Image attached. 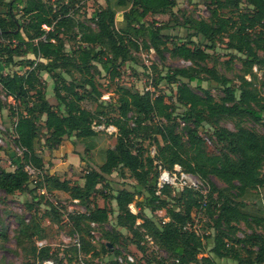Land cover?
<instances>
[{
    "label": "trees",
    "instance_id": "trees-1",
    "mask_svg": "<svg viewBox=\"0 0 264 264\" xmlns=\"http://www.w3.org/2000/svg\"><path fill=\"white\" fill-rule=\"evenodd\" d=\"M75 1L85 0H56L62 3L58 8L50 0H0V110L4 107L3 96L16 102L9 107L11 132L14 144L25 149L17 155L11 147L0 145V151L8 154L14 167L7 170L0 164V190L12 195L32 183L47 193L67 192L85 207L82 213L70 214L66 222L71 225V233H78L80 248L70 242L54 256L50 245L39 250L35 246L37 259L52 258L55 264H136L125 257L118 260L120 232L104 233L99 245L90 233V222L99 228L110 215L105 205L90 203V197L106 175L117 171L122 176L128 174L135 183L131 189L122 188L113 195L115 225L127 230L131 238L139 236L141 241L132 240L140 252L149 243L144 238L147 234L174 264H219L216 259H231L237 264L264 263V233L252 230L242 237L236 234L240 222L248 227L264 225V217L243 211L242 202L237 200L247 189L264 188V133H257L242 121L245 117L264 120V81L253 71L264 64L257 54L264 51V0H203L209 16L185 17V41L163 33L169 24L159 25L147 19L173 13L176 0H114L115 6L94 10L91 18L95 27L74 17L76 13L70 7ZM117 9L122 11L119 23L115 20ZM219 37L227 38L228 49L242 54L239 60L243 71L238 75L236 89L229 85L228 77L205 64L211 57L207 50L215 48ZM65 38L77 42L73 53L66 52ZM141 47L153 49L160 58L168 53L184 59L191 66L175 67L165 73L154 70L149 77L152 90L141 92L118 86L116 115L104 119L117 129L115 144L104 150L101 164L84 171L82 183H73L58 174H44L43 148L53 150L66 137L98 133L92 127V118L83 116L81 103L91 100L97 101V107L107 104L99 100L101 92L95 74L101 73L93 62H98L113 80L119 75L116 67L133 60V52ZM11 66L24 71H4ZM41 71L53 79L55 104L47 99ZM203 74L205 77H201ZM193 79L215 82L222 88V95L215 98L208 89H203V94L196 93L189 84ZM161 80L175 83V103H167L162 93L154 95ZM108 104L107 111H112ZM176 104L183 108L180 115H174ZM99 114L100 117L105 112ZM222 117L235 119V128L216 126L213 137L221 146L218 152H209L200 134L202 122L209 120L217 125ZM41 131L45 134L42 148L36 146ZM145 141L154 145L153 153H146ZM175 164L209 183L211 190H174L169 185L158 189V165L172 169ZM26 166L40 171L36 182ZM211 176L225 187H215ZM140 194L143 197L139 200ZM134 202L139 208L136 212L129 209ZM49 204L53 218L62 223L57 208ZM144 209L151 215L145 216ZM158 210H164L161 218L152 214ZM201 211L212 221L209 227L213 231L205 236L197 232L198 221L193 217L194 212L197 215ZM138 219L142 222L137 223ZM204 238L211 239L212 244L209 255L199 257L205 249ZM166 261L160 257L157 262Z\"/></svg>",
    "mask_w": 264,
    "mask_h": 264
},
{
    "label": "rangeland",
    "instance_id": "rangeland-1",
    "mask_svg": "<svg viewBox=\"0 0 264 264\" xmlns=\"http://www.w3.org/2000/svg\"><path fill=\"white\" fill-rule=\"evenodd\" d=\"M55 4L56 0H50V4ZM114 0L108 3L104 0H85V1H75L73 6L70 7L71 12L76 13L74 17L79 19V21H84L87 24L94 26L92 21V14L94 10L98 7L115 6ZM62 3H56V8ZM242 8H245L244 4H241ZM118 10V9H117ZM173 13L164 15L148 16L149 21L154 23L169 24V27L163 30V33L170 35H177L178 41H185L187 39V31L182 27V23L187 16L193 17H204L209 16V12L203 3V0H176V6L173 8ZM122 11H116L115 20L119 23ZM194 40L197 38L194 37ZM226 37H219L216 41L214 49H208L211 53V57L205 62L208 67L214 66L218 73L225 75L230 79L229 85L235 89L238 87L239 80L238 75L243 71L241 61L239 57L242 56L241 53H237L232 49L226 47ZM77 42L71 38H65V50L67 53H73V49L76 47ZM259 57L264 60V51H257ZM133 60L126 61L119 64L116 69L119 73L113 80L109 78V74L102 70L101 65L98 62H93L96 71L101 74H95L96 83L100 89L101 95L99 100L106 101L107 104H102L97 107L96 102H86L83 100L81 103L85 108L89 110V115L94 122L95 130L98 132V136L94 138L95 150L91 154V151L84 148V144H79L76 140V147L79 150L80 156L84 159L81 165L76 169V172L64 171L60 174V177L69 179L73 183H82L83 180L80 177L84 171L90 167L96 168L101 164L103 159L102 149L108 147H113L116 141L117 129L111 128L108 122L104 119L106 117H115L117 106V96H118V86L125 85L128 87L136 88L139 91H145L146 87H150L152 90V84L149 81L150 74L153 71H160L165 73L168 69L175 67H189L191 63L184 59L170 57L168 53H164V58L158 57V55L153 51V49L145 50L141 47V50L133 52ZM32 57V55H31ZM17 70L19 72L24 71L20 67H10L4 71ZM73 74L79 77V73L72 67H70ZM259 80L264 81V64L260 68L256 67L253 70ZM41 78L45 85V92L47 99L50 103L55 104L56 99L53 95V79L44 71L40 72ZM66 80H70L68 74H65ZM205 77V75H201ZM192 89L199 94H203V89H208L211 94L218 98L222 95L221 87L216 85L215 82H211L208 79H203L202 81H197L193 79L189 82ZM175 83H169L166 80H161L160 83L154 88V95L162 93L165 95V100L167 103H175ZM238 92L236 91V96ZM4 107L0 110V137L2 139V145L6 148L14 146L11 124L13 122L10 105H15L16 102H12L9 97L3 96ZM12 102V103H11ZM112 105V111H107L109 104ZM106 109V110H105ZM104 111L99 117V111ZM183 108L176 104L174 109V115H180ZM264 118V112L262 113ZM243 125L255 130L257 133H264V120L256 121L251 118H242ZM183 123L180 121V125ZM203 129L200 134L205 140L207 150L209 152H218L221 144L216 142L213 137V132L216 126L224 127L233 130L235 128V119L222 117L218 120L217 125L213 124L209 120H204L202 122ZM39 140L36 142V146L42 148L43 138L45 136L44 132L39 133ZM64 138L63 140L67 139ZM14 144V145H13ZM144 146L146 147V153H153L155 147L151 142L145 141ZM45 156L49 155L50 150L42 149ZM13 152V151H12ZM0 164L7 170L13 167L8 154L4 151H0ZM56 163H59L56 160ZM56 165L51 159L47 161L44 159V174L48 173V170ZM262 172L264 173V166L262 167ZM33 177V175H32ZM34 178V177H33ZM200 188L203 191L209 189L211 190V185L207 182H203L201 179ZM210 181L215 187L222 188L225 187V183L220 181L217 177L211 176ZM135 181L128 175H120L117 171H113L110 175H106L104 181H102L97 187L96 192L90 197V203H95L98 206L105 205L109 210L110 215L108 221L100 225L98 228V240L97 245L104 241V233H110L115 235V233L120 232L118 239V248L120 250V257L123 258L126 255H130L134 261L138 264H158V259L160 257L166 258V264H174L171 261L169 254L162 248H160L157 243H145V248L143 252H140L133 243L134 238H131V234L125 229H118L115 225V217L117 214L116 203L113 195L117 193L122 188L131 189ZM174 188V187H173ZM174 190H177L174 188ZM215 195V192H213ZM143 194L137 197L139 200L142 199ZM51 200H57L59 202H64L66 205L73 204L71 198L67 192L64 191H52L51 193H43L41 188H34V184L29 183V185L23 191L16 192L12 195L6 194L3 190H0V264H35L36 253L34 252L35 239H44L47 245H50L51 252L54 256L60 254L63 248L68 245L71 241L73 233H71V225L62 222L61 220H55L53 217L54 213L50 211ZM242 202L241 209L250 215L264 217V188L259 187L256 189H247L244 194L237 199ZM131 209L136 212L138 211V206L131 203ZM76 208L85 211V207L81 204H75ZM142 213L145 216H150L151 213L148 209H144ZM156 217L161 218L164 214V210H158L153 212ZM193 217L198 221L197 232L203 236L212 233V229L209 225L212 221L209 220L207 214L204 211L197 214L194 212ZM142 220L138 219L137 223H141ZM28 225V226H26ZM239 230L236 233L237 236L242 237L243 234L250 233L252 230L259 233H264L263 226L252 227L246 226L243 222H240ZM140 240L139 236L135 237V240ZM141 241V240H140ZM205 243L204 252L200 253L198 256L209 255V247L212 244L211 239H203ZM144 243V240L142 241ZM106 258V257H104ZM56 262L57 259L55 258ZM105 260V259H100ZM98 261V260H94ZM219 264H237L236 261L231 259H216ZM264 264V263H262Z\"/></svg>",
    "mask_w": 264,
    "mask_h": 264
},
{
    "label": "built area",
    "instance_id": "built-area-1",
    "mask_svg": "<svg viewBox=\"0 0 264 264\" xmlns=\"http://www.w3.org/2000/svg\"><path fill=\"white\" fill-rule=\"evenodd\" d=\"M151 83V80H149ZM150 87H146V90H149ZM264 93V92H263ZM9 98H11L9 96ZM12 99V98H11ZM13 104L14 100L12 99ZM111 128H113L112 125H110ZM115 129V128H114ZM0 145H2V139L0 137ZM14 145V144H13ZM13 151L17 155H22L25 152V149L23 147H20L18 145L12 146ZM26 169L28 173L31 175V178L33 179V182H36L37 177L36 175L39 174V170L26 166ZM33 175V177H32ZM165 185H169L171 187H174L176 189H182L184 187H189V188H195L199 189L200 188V181L197 176L190 172L184 171L179 165L175 164L172 169H167L162 167L161 165H158V177H157V187L162 188ZM43 193H45L44 189H41ZM159 190H157V193ZM204 192V191H203ZM73 204L66 205L64 202H59L57 200H51L52 204L57 208L59 211L62 221L67 222L68 221V216L70 214H76V213H82L84 212L81 209L76 208L74 205L80 203L78 199H71ZM131 203L129 204V209L134 212L131 209ZM90 233L92 235L93 241L98 240V224L95 222H90ZM144 238L146 239L147 242L150 244H153V241L150 236L147 234L144 235ZM73 245L76 247L80 248V238L78 233H74L71 241ZM47 243L44 239H35V246L37 250L41 249L42 247L46 246ZM124 258H121L120 256L118 257L119 261H123ZM125 259L129 262H134V259L130 255H126ZM35 264H55L54 260L52 258H44V259H37ZM80 264H85L84 262H80ZM137 264V263H136Z\"/></svg>",
    "mask_w": 264,
    "mask_h": 264
},
{
    "label": "crops",
    "instance_id": "crops-1",
    "mask_svg": "<svg viewBox=\"0 0 264 264\" xmlns=\"http://www.w3.org/2000/svg\"><path fill=\"white\" fill-rule=\"evenodd\" d=\"M10 100L12 99L10 98ZM85 101L90 102L91 100H85ZM82 114L87 118L91 117V115H89V110L85 108L84 105H82ZM91 123H92V127L95 129V127L93 126L94 122L92 119H91ZM94 138H96V135H91L87 137L70 136L67 139L63 140L55 149L50 150L48 156H45L44 153H42L43 160L47 159L48 161L51 159L56 164L53 166L52 169L50 168L48 170V173L60 175L63 174L64 171H68L69 169L73 172H76L77 167L81 165V163L83 162V160H81V156H80L81 154H79V150L76 147L77 145L76 140L78 141L79 144H84V148L91 151L92 154L95 150ZM104 150L105 149H102V154H104L103 153ZM56 160H58L59 163H56Z\"/></svg>",
    "mask_w": 264,
    "mask_h": 264
}]
</instances>
